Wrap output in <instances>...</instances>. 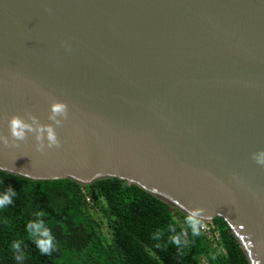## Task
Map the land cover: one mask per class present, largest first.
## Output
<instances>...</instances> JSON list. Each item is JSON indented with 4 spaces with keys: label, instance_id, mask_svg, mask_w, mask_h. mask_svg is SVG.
I'll use <instances>...</instances> for the list:
<instances>
[{
    "label": "water",
    "instance_id": "95a60500",
    "mask_svg": "<svg viewBox=\"0 0 264 264\" xmlns=\"http://www.w3.org/2000/svg\"><path fill=\"white\" fill-rule=\"evenodd\" d=\"M52 98L61 146L0 144V171L203 207L264 264V0H0V132Z\"/></svg>",
    "mask_w": 264,
    "mask_h": 264
},
{
    "label": "trees",
    "instance_id": "16d2710c",
    "mask_svg": "<svg viewBox=\"0 0 264 264\" xmlns=\"http://www.w3.org/2000/svg\"><path fill=\"white\" fill-rule=\"evenodd\" d=\"M8 186L16 195L13 204L0 208V264H247L220 218L212 223L223 252L203 234L193 237L185 215L123 180L79 185L68 179L33 181L0 171V193ZM37 212L45 213L40 219L55 237L51 255H42L25 231ZM172 223L177 233L187 232L183 254L167 241ZM157 229H164L159 242L152 239ZM16 240L22 242V261L13 258L11 244ZM157 243L167 247H156Z\"/></svg>",
    "mask_w": 264,
    "mask_h": 264
},
{
    "label": "clouds",
    "instance_id": "9594fccd",
    "mask_svg": "<svg viewBox=\"0 0 264 264\" xmlns=\"http://www.w3.org/2000/svg\"><path fill=\"white\" fill-rule=\"evenodd\" d=\"M50 11V9H48ZM68 104L62 100L52 98L49 100V113L48 119L52 122L50 124L41 123L40 120L30 112H26L27 119L18 115L12 114L7 119L8 135H4L0 132V144L7 146H18V142L27 139L28 134H32L36 141L35 148L38 152H45L47 149L59 148L61 141L58 138L56 127L62 126L63 122L68 118ZM55 125L56 127H54ZM252 160L264 167V149H258L251 154ZM99 175V173H97ZM16 193L8 186L7 189L0 193V208H4L13 204L12 197ZM183 211L186 213L184 217V223L187 228L190 229L193 237H200L202 230L206 229L205 220L207 219V210L203 207H187L181 205ZM45 213L37 212L36 220H29L25 225V231L28 239L35 245L42 255H51L56 250L55 237L51 230L45 224L43 217ZM168 235L167 241L174 245L178 254H183V251L188 246V241L184 239L187 235L186 231L177 233L176 225L174 223L169 224L167 227ZM164 235V229H157L152 233V239L161 241ZM21 241L16 240L12 242L11 247L13 249V258L16 261H22L25 258L24 250L21 248ZM156 247H167V244L161 245L157 243Z\"/></svg>",
    "mask_w": 264,
    "mask_h": 264
},
{
    "label": "built area",
    "instance_id": "2783aa9c",
    "mask_svg": "<svg viewBox=\"0 0 264 264\" xmlns=\"http://www.w3.org/2000/svg\"><path fill=\"white\" fill-rule=\"evenodd\" d=\"M85 200L89 202L87 197L85 198ZM205 224L206 229L202 230V234L210 241V244L215 247L218 252H223L222 248L218 246L219 235L217 229L215 228L212 222Z\"/></svg>",
    "mask_w": 264,
    "mask_h": 264
},
{
    "label": "rangeland",
    "instance_id": "374dc122",
    "mask_svg": "<svg viewBox=\"0 0 264 264\" xmlns=\"http://www.w3.org/2000/svg\"><path fill=\"white\" fill-rule=\"evenodd\" d=\"M98 213V212H97Z\"/></svg>",
    "mask_w": 264,
    "mask_h": 264
}]
</instances>
